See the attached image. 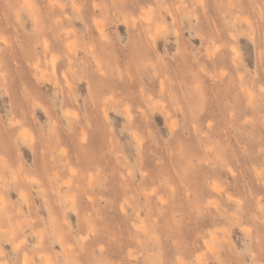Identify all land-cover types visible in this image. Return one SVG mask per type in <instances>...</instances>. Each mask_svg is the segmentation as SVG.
<instances>
[{
  "label": "rangeland",
  "instance_id": "374dc122",
  "mask_svg": "<svg viewBox=\"0 0 264 264\" xmlns=\"http://www.w3.org/2000/svg\"><path fill=\"white\" fill-rule=\"evenodd\" d=\"M0 264H264V0H0Z\"/></svg>",
  "mask_w": 264,
  "mask_h": 264
},
{
  "label": "bare ground",
  "instance_id": "6f19581e",
  "mask_svg": "<svg viewBox=\"0 0 264 264\" xmlns=\"http://www.w3.org/2000/svg\"><path fill=\"white\" fill-rule=\"evenodd\" d=\"M100 28V27H99ZM99 31H101V29H98ZM102 33V32H101ZM102 34H104V33H102ZM101 34V35H102ZM154 37V36H153ZM155 40V39H154ZM127 110V109H126ZM129 111V110H128ZM214 188H216V187H214ZM208 243V242H207ZM207 243H205L206 244V246H207ZM209 244V243H208ZM209 247V246H208ZM210 249V248H209ZM41 254V253H40ZM197 256H199V255H197ZM200 257H201V255H200ZM200 257H198L197 259H199L200 261H201V259H200ZM24 259V258H23Z\"/></svg>",
  "mask_w": 264,
  "mask_h": 264
}]
</instances>
